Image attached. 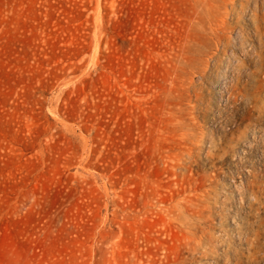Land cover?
<instances>
[{
    "label": "rangeland",
    "instance_id": "1",
    "mask_svg": "<svg viewBox=\"0 0 264 264\" xmlns=\"http://www.w3.org/2000/svg\"><path fill=\"white\" fill-rule=\"evenodd\" d=\"M0 264H264V0H0Z\"/></svg>",
    "mask_w": 264,
    "mask_h": 264
}]
</instances>
